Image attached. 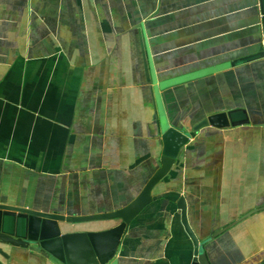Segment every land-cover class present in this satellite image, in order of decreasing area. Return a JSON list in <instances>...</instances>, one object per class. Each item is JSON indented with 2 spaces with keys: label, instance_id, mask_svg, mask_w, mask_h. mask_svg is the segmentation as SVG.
I'll use <instances>...</instances> for the list:
<instances>
[{
  "label": "crops",
  "instance_id": "obj_1",
  "mask_svg": "<svg viewBox=\"0 0 264 264\" xmlns=\"http://www.w3.org/2000/svg\"><path fill=\"white\" fill-rule=\"evenodd\" d=\"M263 46L259 0H0V203L117 210L160 166L163 124L236 110L249 122L191 133L108 264H189L180 195L200 240L238 221L211 264H264ZM0 264L62 263L0 241Z\"/></svg>",
  "mask_w": 264,
  "mask_h": 264
},
{
  "label": "water",
  "instance_id": "obj_2",
  "mask_svg": "<svg viewBox=\"0 0 264 264\" xmlns=\"http://www.w3.org/2000/svg\"><path fill=\"white\" fill-rule=\"evenodd\" d=\"M259 3L264 19V0H259ZM257 56H264V46L262 51L248 58ZM235 111L208 115L190 131L163 124L160 166L148 178L139 193L117 210L88 215H64L0 203V241L27 248L62 264H108L123 243L132 220L152 202L153 188L169 173L180 149L189 142L191 133L208 126L238 127L249 122L246 116L242 119L234 118L232 114ZM241 111L245 113V110ZM177 209L183 229L192 244L189 264H211L205 245L238 221H233L213 235L200 240L188 222L187 204L183 195L177 200ZM102 220L111 221L112 225L100 230H69L71 224Z\"/></svg>",
  "mask_w": 264,
  "mask_h": 264
}]
</instances>
